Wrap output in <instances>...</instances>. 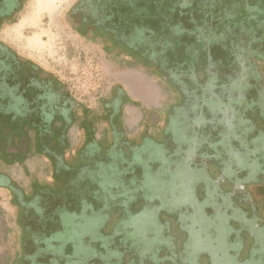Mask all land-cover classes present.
<instances>
[{
    "label": "flooded vegetation",
    "instance_id": "flooded-vegetation-1",
    "mask_svg": "<svg viewBox=\"0 0 264 264\" xmlns=\"http://www.w3.org/2000/svg\"><path fill=\"white\" fill-rule=\"evenodd\" d=\"M26 3L0 0L14 264H264V0H78L79 36L171 91L154 103L144 75L94 104L6 35ZM226 221L246 237L230 242Z\"/></svg>",
    "mask_w": 264,
    "mask_h": 264
},
{
    "label": "rangeland",
    "instance_id": "rangeland-1",
    "mask_svg": "<svg viewBox=\"0 0 264 264\" xmlns=\"http://www.w3.org/2000/svg\"><path fill=\"white\" fill-rule=\"evenodd\" d=\"M26 1L23 13L14 24L8 26L6 35L28 57L60 78L78 98L94 104L100 96L108 94L113 84L125 83V81L129 83L132 78L125 80V74L139 76V73H125L112 66L101 44L87 42L75 32L68 15L78 0ZM140 74L142 77L147 75L152 82L150 85L155 86V89L158 88L160 103V89L163 99L169 97L171 91L166 86H161L156 76L145 71ZM153 80H157L156 83L160 87ZM218 169L223 175L222 168L218 167ZM232 174L237 177L238 181H241L244 175L242 171H232ZM213 176H215L214 173L210 177L213 178ZM250 180L255 182L254 179ZM215 207V213H221L220 207L217 205ZM243 208L249 211L254 210V212L256 210L248 205ZM16 217V208L11 202L10 195L0 190V264H14L19 257L20 233ZM258 217L261 218L259 215ZM257 220L258 218L253 219L251 224H248L250 228H257L260 225ZM226 224L232 227L230 237H228L230 242L234 240L233 238L239 241L246 237V234L242 233L244 230L239 229V224L227 221ZM254 231L250 229L251 234H254Z\"/></svg>",
    "mask_w": 264,
    "mask_h": 264
},
{
    "label": "crops",
    "instance_id": "crops-1",
    "mask_svg": "<svg viewBox=\"0 0 264 264\" xmlns=\"http://www.w3.org/2000/svg\"><path fill=\"white\" fill-rule=\"evenodd\" d=\"M139 76H132L131 74H125L124 75V77H126L125 78V80L127 79V78H129V77H131L132 78V80H130L129 82H133V81H135V80H137L136 82H141V81H143V80H141L142 79V75L141 74H138ZM141 80V81H140ZM128 81V80H127ZM125 83H126V81H125ZM140 85V84H139ZM159 86V85H158ZM160 87V86H159ZM156 87L155 86H153V85H145V84H141L140 86H139V90L141 91V92H143L144 93V95L147 93L149 96H150V100H152L153 99V102L155 103V100L156 101H158V94H157V91H159V90H157V89H155ZM161 92V93H160ZM160 92H159V94H160V96L161 95H163V93H162V91H161V89H160ZM139 117H137V115L134 117V120H133V122H138L139 121ZM141 123L142 124H144V120L141 118Z\"/></svg>",
    "mask_w": 264,
    "mask_h": 264
}]
</instances>
